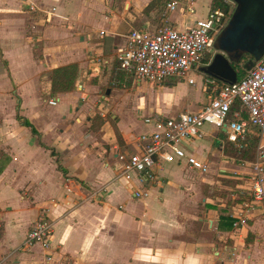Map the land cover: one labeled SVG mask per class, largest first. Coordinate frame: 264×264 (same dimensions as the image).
Returning <instances> with one entry per match:
<instances>
[{
	"label": "crops",
	"instance_id": "crops-1",
	"mask_svg": "<svg viewBox=\"0 0 264 264\" xmlns=\"http://www.w3.org/2000/svg\"><path fill=\"white\" fill-rule=\"evenodd\" d=\"M197 2L203 3H196L194 14L163 13L161 21L166 16L178 29L191 25L205 17L211 0ZM30 3L33 10L24 8ZM156 6V0H0V77L8 82L6 89L0 87V257L10 254L11 264H264L262 209H246V223L236 232L233 227L220 226L217 207L226 203L216 196L197 197L189 176L191 171L201 172L184 163L156 162L159 182L140 198L133 197L132 191L141 185L120 175L122 161L118 156L133 152L139 135L152 131L153 127L142 120L147 115L144 110L167 116L196 111L215 95L206 88V79L195 93L188 87L195 82L176 79L174 82H179L166 83L174 93L173 102L167 105L132 104L145 125L142 131L122 126L127 104L97 103L113 110L116 128L99 111L102 120L96 129L89 124L87 106L79 105L77 89L89 95L99 90L97 83L89 82V76H82L98 66L89 55L90 46L100 44L103 35L111 40L116 27L155 29L162 23L153 25L146 16ZM126 34L119 33L121 43L115 48L124 43ZM34 45L38 57L30 49ZM70 63L78 66L76 89L52 93L50 73ZM123 71L127 79H134ZM40 77L46 78L43 86ZM183 83L187 86L180 89ZM32 91L38 98L31 103L36 113L33 110L29 115L25 112L26 96ZM190 92L193 95L188 97ZM65 99H70L67 105ZM58 102V118L52 121L43 107ZM17 112L37 134L20 124ZM217 134L206 124L201 135L187 141L185 147L206 163ZM219 171L227 177L226 168ZM245 171L246 167L240 172ZM236 186L246 193V180ZM228 207L233 216L241 201ZM41 215L53 224L50 246L20 248Z\"/></svg>",
	"mask_w": 264,
	"mask_h": 264
},
{
	"label": "built area",
	"instance_id": "built-area-1",
	"mask_svg": "<svg viewBox=\"0 0 264 264\" xmlns=\"http://www.w3.org/2000/svg\"><path fill=\"white\" fill-rule=\"evenodd\" d=\"M196 3L197 0H166L164 14L178 11L192 15ZM28 6L34 8L32 3ZM233 9L234 5L227 9L209 7L205 17L182 29L174 27L166 16L164 23L155 29L133 28L125 35L124 43L115 48V58L120 68L137 81L177 79L194 84L195 72L212 59L214 41L228 23ZM206 88L215 95L196 111H182L173 116L153 112L142 116L144 123L152 124V131L139 135L138 148L133 152L118 156L122 161L121 177L135 180L142 187L132 191L133 197L146 196L150 187L159 182L154 171L156 162L184 163L192 170L207 172L208 165L185 147L187 141L201 135L206 124L216 132L223 131L225 140L236 146L247 140L252 128L264 134V53L236 82L223 83L207 76ZM236 100L242 110L234 111L230 118V108ZM49 103L53 104L54 100ZM245 167L242 173L248 184L245 194L250 200L241 202L242 208L233 212L232 227L236 232L246 223V209L259 208L264 214L263 143L258 145L254 159ZM52 234V221L41 215L26 233L20 248L39 244L45 249L50 246ZM9 256L2 255L0 264H11Z\"/></svg>",
	"mask_w": 264,
	"mask_h": 264
},
{
	"label": "rangeland",
	"instance_id": "rangeland-1",
	"mask_svg": "<svg viewBox=\"0 0 264 264\" xmlns=\"http://www.w3.org/2000/svg\"><path fill=\"white\" fill-rule=\"evenodd\" d=\"M205 3V1H203ZM203 2H197L199 5H201ZM227 3L230 6H233L234 4L227 0ZM156 7L152 10V12L147 15V21L152 23L153 25H158L161 23H164V21H161L162 14L164 13V6H163V0H156ZM24 7V6H23ZM29 6L26 5V9H28ZM35 8V6H34ZM33 8V9H34ZM30 9V10H33ZM120 10H122V7L120 6ZM152 25V26H153ZM118 26V25H117ZM138 28L140 25H132L129 27H123L118 28L116 27L114 31L116 32L114 35L115 37L111 36L109 37L111 40H106L107 36H101L99 38L101 41L100 44H94L91 45V50L89 52V55H91V58L95 61V63L98 64V66L95 68V70H87L85 73L82 74L83 79H88L87 76H89V82L91 83H97L99 85V90L97 93H87L82 90V88L77 89L80 102L79 105L85 104L88 108V117L90 118L89 124L93 129H96V127L100 126V121L102 120V117L100 116L99 111H103L106 117V121L109 123V125L113 128H116L114 119L112 117L113 110L111 108H107L105 110V106L98 107V104L100 101H103L108 104H112L115 101H118L119 106H124L127 104L126 107H124V119L122 120V126L124 128H133L136 131H142L145 125L142 123L140 118H137V115L135 114V106L136 105H145L152 104L156 105L159 104L161 106L167 105L169 103H172L174 100V93L171 90V87H168L166 83H177L179 81H175L176 79H168L167 81L160 83L157 80L154 81H136L134 79L125 80L124 73L117 68H115L114 62H115V46L117 44L121 43V36L119 33H125L128 32L130 28ZM117 39V41H116ZM116 41V42H115ZM31 46V44H30ZM34 56L38 57V48L37 45L33 46L32 48ZM216 53V52H214ZM241 66L243 63L241 62ZM94 71V72H93ZM78 74V72H77ZM195 76L193 77L195 80L194 85H188V87L192 90L197 91L200 89L202 80L206 79V75L201 73L199 70L195 72ZM126 76V75H125ZM51 77V73H50ZM41 84L43 86V83H46V78L40 77ZM78 80V76L76 78ZM170 81V82H168ZM173 81V82H171ZM84 83V80H80L79 83ZM187 86V84H184L179 86L180 89H183ZM0 87H4L5 89L8 87L7 80H4L2 77H0ZM76 89V81H75V87ZM127 89V90H126ZM109 91L108 94H106V91ZM204 93L206 92L204 89L202 90ZM44 95H46L45 90L42 91ZM214 93V92H213ZM30 97L26 96V103L28 108H26L25 112L29 115L33 114L31 113L33 110L36 111L33 108V104L31 103L35 101L38 97L36 96V93L34 91L30 92L28 94ZM193 95L192 92L189 93L188 97H191ZM53 95H51L49 98H52ZM93 99H96L97 102L93 103ZM46 100V99H45ZM70 99L63 100V103L66 105L69 103ZM5 104L7 103V98H4ZM194 101V100H193ZM8 107L11 106L10 103H7ZM132 104H136L133 106ZM60 105V102L57 103L56 106L54 105H47V103L44 104L43 109L45 110V115H47L49 118L53 119L52 121H55L54 118H58L59 112L57 111L58 106ZM92 105V106H91ZM196 105H200V102H197ZM32 107V108H31ZM145 108V107H144ZM8 111L9 109L6 108ZM36 113V112H35ZM143 113L149 114V109L144 110ZM171 115V114H170ZM87 118V117H86ZM150 127H153L152 124H150ZM153 129V128H152ZM209 129V127H206V130ZM47 134V133H46ZM216 134V133H215ZM216 139L214 140L212 144L211 151L208 153V157L206 159V164L208 165V171L207 173H195L191 171V175L189 176V180L193 185H195L196 188V195L199 198L207 197L211 199H216L219 201H223L221 203H226L229 205H236L238 202H240L243 199V192L241 191L242 188H238L234 181H236L235 177L233 176H240L239 179H242L243 184L246 180V176L242 174L243 168L247 166V162L250 160H253L257 151V147L260 143L264 144V134H261L257 132L255 129H250L249 134V140L242 143V145H234L238 148H241L244 145L249 144V155L247 158L244 157H230L224 154L223 147L225 145V137L223 136V133L218 132L217 136H215ZM206 139H210V137H206ZM219 139V140H217ZM223 140L222 143L219 144L216 143L217 141ZM247 142V143H246ZM220 148V150H219ZM132 152V151H131ZM212 159H215L214 162H211ZM220 168H226V175L227 177L220 176ZM180 173H182V169L179 167L177 168ZM245 186V185H244ZM247 189V188H245ZM194 193V190H193ZM245 194V193H244ZM216 198H213L215 197ZM242 202V201H241ZM228 205V206H229Z\"/></svg>",
	"mask_w": 264,
	"mask_h": 264
},
{
	"label": "water",
	"instance_id": "water-1",
	"mask_svg": "<svg viewBox=\"0 0 264 264\" xmlns=\"http://www.w3.org/2000/svg\"><path fill=\"white\" fill-rule=\"evenodd\" d=\"M234 4L231 17L214 41V53L199 71L223 83L236 82L238 75L232 62L244 53L250 57L243 69H250L264 53V0H230ZM109 91L107 90L106 93Z\"/></svg>",
	"mask_w": 264,
	"mask_h": 264
},
{
	"label": "trees",
	"instance_id": "trees-1",
	"mask_svg": "<svg viewBox=\"0 0 264 264\" xmlns=\"http://www.w3.org/2000/svg\"><path fill=\"white\" fill-rule=\"evenodd\" d=\"M226 0H211L210 3V7H221L224 9H227L229 7V4L227 2H225ZM250 57V55L248 53H244L241 57V59L239 60V62H232V66L236 69L237 71V75L238 78H240L241 76H243L246 72L245 69H243V65L241 66V62L244 63L248 58ZM115 68H117L118 70L122 71L124 74L125 72L123 71V69L120 68L119 66V62L115 59L114 62ZM77 72H78V66L76 63H70L67 65H62V66H58L55 67L52 72H51V90L52 93H57V92H68L74 89L75 87V81L77 78ZM124 79L125 80H129L127 79L124 75ZM242 110L241 108V104L238 100H236L231 108H230V118L232 117V113L234 111H240ZM16 119H18V121L20 122L21 125L27 126L30 128L32 133L37 134L36 129L34 128V126L23 116H21L18 112L16 113ZM221 133H223V136L225 137V133L223 131H221ZM249 140V136L247 138V141ZM250 141V140H249ZM247 143V142H246ZM249 144L242 146L241 148H238L236 146H234V144H232L229 141H225V145L223 147V152L225 155L230 156V157H244V155L246 154L245 158L248 157L249 155V146H250V142H248ZM62 168V167H61ZM63 172H65V169H62ZM236 179V178H235ZM235 184H241L243 181L242 179H236V181H234ZM243 194V199L241 200L242 202L244 200H250V198L247 196V194ZM228 205L229 204H225V206L223 207H217L218 210L220 211V215H219V220H220V226L224 229H230L232 228V224L234 222V217L231 215L232 213H230L228 210ZM0 233H1V227H0Z\"/></svg>",
	"mask_w": 264,
	"mask_h": 264
}]
</instances>
